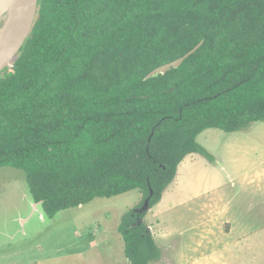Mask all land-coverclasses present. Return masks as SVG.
<instances>
[{"label": "trees", "instance_id": "obj_1", "mask_svg": "<svg viewBox=\"0 0 264 264\" xmlns=\"http://www.w3.org/2000/svg\"><path fill=\"white\" fill-rule=\"evenodd\" d=\"M177 68L144 79L198 42ZM264 122V0H39L0 72V166L25 171L41 211L136 189L150 207L204 130ZM135 207V208H136ZM120 218L130 264L161 250L143 220Z\"/></svg>", "mask_w": 264, "mask_h": 264}, {"label": "rangeland", "instance_id": "obj_2", "mask_svg": "<svg viewBox=\"0 0 264 264\" xmlns=\"http://www.w3.org/2000/svg\"><path fill=\"white\" fill-rule=\"evenodd\" d=\"M196 141L211 158L188 154L143 217L161 250L149 264H264V122ZM141 200L133 189L48 217L25 171L0 166V264H130L118 224Z\"/></svg>", "mask_w": 264, "mask_h": 264}, {"label": "water", "instance_id": "obj_3", "mask_svg": "<svg viewBox=\"0 0 264 264\" xmlns=\"http://www.w3.org/2000/svg\"><path fill=\"white\" fill-rule=\"evenodd\" d=\"M38 1L39 0H31L27 24L23 29H21L20 20L22 19L23 0H0V21H4L2 27L0 28V72H2V70L6 67L11 66L12 60L29 36L37 14ZM201 44L202 40L183 56L150 71L144 79L164 74L171 68H177L183 60L197 50ZM152 196L153 190L150 188L149 195L143 200L139 207L134 209L135 213L142 214L146 212L150 208V200ZM34 205L40 206V203H35ZM141 222L142 220H139L137 223L140 224Z\"/></svg>", "mask_w": 264, "mask_h": 264}, {"label": "bare ground", "instance_id": "obj_4", "mask_svg": "<svg viewBox=\"0 0 264 264\" xmlns=\"http://www.w3.org/2000/svg\"><path fill=\"white\" fill-rule=\"evenodd\" d=\"M31 0H23L22 4V19L20 20V27L23 29L27 24V18L29 13ZM0 38H1V31H0Z\"/></svg>", "mask_w": 264, "mask_h": 264}]
</instances>
